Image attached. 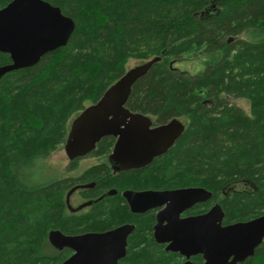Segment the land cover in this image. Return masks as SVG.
<instances>
[{
	"label": "trees",
	"instance_id": "obj_1",
	"mask_svg": "<svg viewBox=\"0 0 264 264\" xmlns=\"http://www.w3.org/2000/svg\"><path fill=\"white\" fill-rule=\"evenodd\" d=\"M43 1L71 18L75 29L64 47L0 80V264H61L70 251L53 249L50 231L75 236L102 226L97 221L105 208L94 217L70 215L65 196L106 170L114 139L96 145L90 157L103 159L75 179L39 180L42 171H52L41 162L62 149L72 122L130 61L140 66L159 58L133 86L126 108L185 127L170 151L146 168L149 177L213 195L230 190L222 203L228 221L264 215V0ZM9 3L0 0V10ZM214 53L219 59L202 73L174 68L185 56ZM10 63L0 53V66ZM238 99L249 102V116L233 103ZM77 169L72 163L68 171ZM139 224L137 248L147 220ZM147 244L150 254L135 247L131 264L156 261L158 250ZM242 264H264V242Z\"/></svg>",
	"mask_w": 264,
	"mask_h": 264
},
{
	"label": "water",
	"instance_id": "obj_2",
	"mask_svg": "<svg viewBox=\"0 0 264 264\" xmlns=\"http://www.w3.org/2000/svg\"><path fill=\"white\" fill-rule=\"evenodd\" d=\"M74 29L71 18L43 0H10L0 10V53L9 55L11 63L0 66V80L10 72L35 66L45 55L64 47ZM157 60L159 58L128 70L73 121L64 144V152L70 160L89 154L101 140L111 137L116 142L110 160L139 169L166 153L181 137L185 127L179 120L173 119L150 129L152 123L148 117L126 108L133 86ZM202 193V189L126 192L124 197L134 212L148 209L161 199H169L168 209L180 213ZM182 201H187L186 205L183 206ZM222 217L220 208L215 206L205 216L176 220L159 234L166 237L162 242H169L167 250L180 253L187 259L201 254L204 264H241L254 255L264 240V215L224 228L220 226ZM132 229L124 226L105 233L76 236L52 230L47 238L53 249L72 251V255L61 264H119L118 261L125 257L126 239Z\"/></svg>",
	"mask_w": 264,
	"mask_h": 264
},
{
	"label": "flooded vegetation",
	"instance_id": "obj_3",
	"mask_svg": "<svg viewBox=\"0 0 264 264\" xmlns=\"http://www.w3.org/2000/svg\"><path fill=\"white\" fill-rule=\"evenodd\" d=\"M148 118L152 123L150 129H156L160 126L167 124V123L158 124L152 118L150 117ZM115 142L116 139H114L113 146L106 160V165H105L106 170H98L96 173V179L94 181L92 180L86 181L71 186L68 189L67 194L65 196V206L67 212L70 215L85 216V217L92 215L91 214L92 212H93V217L96 216V213L94 212H96L99 207H103L105 208V210H107V213H105V215L102 216V219L97 221L99 223H103L101 227H98V225L97 227L93 226L92 229L93 228H98V229H93V231H88L82 234L105 233L124 226H129L133 228L126 239L127 245H126L125 257L118 261L119 264H131L130 257L128 258V256L131 252L135 251L134 248L136 246H134L133 244L134 234L137 232V229L140 227L139 220L141 219L147 220V230L145 231L146 235L142 239L139 247L136 248L141 250L147 247V254H150L149 252L150 247L147 244L148 242H150L153 243L155 248L158 250L156 261L148 262L147 264H184L186 262H190L193 264L205 263V259L201 254L191 255L187 259L185 256L181 255L180 253L167 250L169 246V242L167 241L162 242V240H165L166 237L165 235L159 233H164L166 226L172 224L176 220L177 221L187 220V219H193V218H199L205 216L215 206H218L220 208V211L222 212L223 215L220 221V226L222 228L227 226H232L238 223H247L256 219V218L248 219V217L247 219L246 218L244 220L238 219L237 221H228L226 219L227 215L222 203L225 200V198L228 197L230 190L223 189L220 191V194L213 195L210 191L206 190L205 188L193 187V186H183V187L180 186V187L172 188L169 187V185H165L166 183L162 184L159 182V180L151 179L149 177V173L145 171L146 168H148L156 159L161 158L165 154H167V152L170 151L172 146L167 149L166 153L162 154L157 158H154L150 163H148L144 167H141L139 169H134L110 160V155L112 154ZM64 144L62 145L63 151H64ZM86 158H91L90 153L81 157L74 158L72 160H70L67 157V160L69 162L68 168L72 163H76V166L78 168V166L80 165L79 163ZM92 159L96 161V164L94 165H97L99 164L98 163L99 159L101 160L103 158H99L98 156H96L93 157ZM83 171L79 173L78 170L71 171L77 174L75 175L76 177H71V178L75 179L79 177L80 175H82ZM185 189H202L204 193L208 194V198H206L207 197L206 194L202 193L200 197H197L198 198L197 201L195 202L193 201V203L189 207H186L180 213H177L173 209L171 210L168 209L169 204H171V201H169V199H161L160 201H158V203H156L155 205H151V207H149L148 209L146 208L143 209L142 211L134 212L132 211L131 205L124 197V193L126 192L164 193V192L180 191ZM249 190L250 188L248 187L247 188L240 187L238 192L250 193L251 191ZM68 194H70L69 200L66 201ZM75 195L77 196L79 202L76 203L77 204L76 207H73L71 204V198L72 196ZM186 202L187 201L185 202L182 201V205L183 206L186 205ZM112 204L118 206V209H115L114 208L115 206H113ZM121 210H123L122 211L123 214L120 212ZM202 231L204 232V227L202 228ZM263 242L264 240L262 241V243ZM71 255H72V251H70V256Z\"/></svg>",
	"mask_w": 264,
	"mask_h": 264
},
{
	"label": "rangeland",
	"instance_id": "obj_4",
	"mask_svg": "<svg viewBox=\"0 0 264 264\" xmlns=\"http://www.w3.org/2000/svg\"><path fill=\"white\" fill-rule=\"evenodd\" d=\"M220 57L219 53H214V54H206V55H190V56H185L182 58V60L177 61L174 64V68L181 71V72H186L189 75H196L199 73H202L207 66L214 64ZM139 64L138 61H130L128 65L126 66L127 70L133 69L137 67ZM233 103L242 109V111L246 115H250V104L248 101L244 99H238L234 100ZM78 166V173L82 172L88 167L93 166L96 164V161L92 158H86L82 160ZM42 168L45 170H52V171H42L41 179L42 181H47L50 180L51 178L54 177H67V176H75L77 174L68 171V166L69 162L67 160V157L65 155V152L63 149L58 150L55 152L53 155H51L48 159L44 160L41 162ZM79 202L77 196H72L71 198V204L73 207H76V203Z\"/></svg>",
	"mask_w": 264,
	"mask_h": 264
}]
</instances>
